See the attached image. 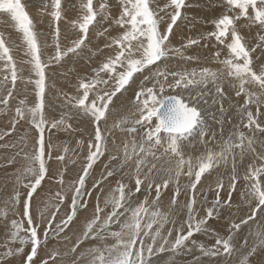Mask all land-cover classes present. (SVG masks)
Returning a JSON list of instances; mask_svg holds the SVG:
<instances>
[{
    "label": "snow or ice",
    "instance_id": "obj_1",
    "mask_svg": "<svg viewBox=\"0 0 264 264\" xmlns=\"http://www.w3.org/2000/svg\"><path fill=\"white\" fill-rule=\"evenodd\" d=\"M213 6L224 9L218 18L210 21L213 30L195 38L189 37L180 47H176L170 39L173 27L177 26L178 20L187 21L189 17L186 11L199 8V3L189 0H116L115 5H112L108 0H101L98 7H94V0H81V18L73 23L79 29V38L73 39L71 46L62 48L59 24L67 9L62 7V0H50V4H43L41 15L46 13L55 22V55L42 61V46L36 23L29 15L26 3L22 0H0V17L10 18L22 34L25 55L31 57L28 63L36 77L34 81H29L35 86L34 106L29 107L25 100H21L10 121L9 131L0 133V141H5V137L11 138V133L17 131L21 121L29 123L36 133L30 151H24L26 143L17 145L5 141L0 144L4 149L19 148L16 156H22L26 161L25 166L15 173L17 187L13 195L4 200L5 206L0 208V217L4 220L8 219L10 213L14 217L10 227L4 225L8 229V238L3 243L4 251L0 252V264H18L13 258L20 257L28 245L30 252L22 264H49V259L52 264H56L60 255L58 252H52L49 259L38 261V249L47 244L50 231L53 238L59 237L77 218V213L88 208L87 198L91 197L92 191L87 187V181L92 179V189L100 188L102 192L101 185L109 177L115 178L116 187L105 197L103 207L100 196H96L91 218L85 217L83 236L71 249L75 253L79 243L84 240L104 242L89 249V264H177V256L189 255L193 250H197L200 255L188 264H264V138H261L264 137V62L254 65L252 56L259 48L261 51L256 57L259 61L264 56V44L248 47L240 31L241 27L252 25L264 30V0H218ZM242 18L247 22L244 25L238 23ZM94 23L103 28L99 33L101 36L113 26L121 32L110 43H105V48L115 45L116 54L92 68L93 76L79 79V94L72 96L62 93L64 107L74 108L77 119L80 116L88 117L94 124V132L87 143L82 175L69 185L72 191L70 214L61 218L53 229V221L65 196L58 192L56 210L46 217L48 209L45 208L35 220L33 197L34 194L39 195L38 189L43 191L41 185L46 177L51 181L56 176L48 162L65 160V155L57 154L54 157L52 154L57 147L53 143L52 130L75 132L78 129L69 123L73 119L69 112H63L59 119L46 118L45 93L48 85L45 69L52 63L67 62L66 57H80L86 48L91 52L89 28ZM104 23L108 27H103ZM213 39L228 50V56L222 60L220 51L214 54L217 62L223 65L222 70L209 67L175 70L169 66V61L176 59L185 63L197 61L198 57L186 55V50L193 46L207 47L206 43L201 45V41ZM259 40L264 41V35H260ZM11 51L6 45L4 34L0 33V61L4 62L5 68L10 69L14 88L17 67ZM95 54L92 52V55ZM158 62H162L164 67ZM137 73L140 76L133 80ZM4 79L6 81L8 77ZM137 81L139 91L134 93V100H130L134 109L132 115L136 118L125 116L113 125L129 134L131 139L120 141L123 157L110 153L109 163L117 161L116 166L109 168L106 164V175L96 180L93 178V167L109 152V115L117 108L113 98L120 93L119 99L123 101L124 93L132 91L130 82L136 85ZM98 84L105 87L98 89ZM230 90H234L235 99L230 96ZM12 96L13 92L9 90L7 97ZM241 97L244 98L242 103L239 102ZM225 101H228V107H225ZM0 103L7 107L8 99L0 100ZM121 106H124L123 103ZM233 110L237 118L234 124L229 115ZM210 122L218 127L213 129ZM226 124L231 125L232 130L225 137ZM26 140L27 133L21 137L22 142ZM111 142L115 145L116 139L111 138ZM194 142L204 148V152L195 158L186 155V149L193 146ZM84 144L80 140L77 146L83 148ZM63 151L68 153L67 145ZM247 157H250V162L241 176L238 167L244 166ZM14 162L15 157L7 159L8 164ZM229 165L227 186L222 177L216 180L215 199L211 201V206L206 207V215L200 216L198 205L207 204L208 200L206 196L202 201L198 200L197 185L205 173L211 175L213 170L222 166L228 169ZM129 166V180L134 181V188L120 178L121 174L128 175L123 170ZM161 173L163 178L158 181L157 177ZM181 177L187 178L189 183L181 184ZM241 179L245 184L244 191L239 195L249 204L250 215L241 218L238 223L231 221L225 237L210 228L208 222L219 219L221 209H232V192L237 191V182ZM59 183L64 184L62 174ZM170 185L174 190L171 207L163 211L160 207L161 195ZM225 189L228 197L222 201L220 193ZM153 191L155 198L150 202L149 196ZM182 191L188 199L180 205L178 198ZM137 194H142L143 199ZM109 206L110 210L106 211ZM184 209L187 210L186 219L178 222L176 216ZM258 215L261 218L259 222ZM45 221L47 227L42 240L39 229ZM249 222L256 225L255 232L250 233L254 241L249 244L245 237L243 245L237 247L234 244L236 234ZM167 225L170 227L166 228ZM173 232L176 233L174 238ZM201 233L214 237V243L207 246L192 239ZM109 239L113 242L107 243ZM13 244H19V247L10 246ZM165 253L169 254L167 259L162 255Z\"/></svg>",
    "mask_w": 264,
    "mask_h": 264
},
{
    "label": "bare ground",
    "instance_id": "obj_2",
    "mask_svg": "<svg viewBox=\"0 0 264 264\" xmlns=\"http://www.w3.org/2000/svg\"><path fill=\"white\" fill-rule=\"evenodd\" d=\"M116 1V0H115ZM199 1V0H198ZM196 1V3L198 2ZM203 0H201L202 2ZM34 2V1H33ZM80 2L81 0H74V4H77L80 6ZM200 3V2H198ZM203 3V2H202ZM218 3V0H206L204 4H206L207 8L205 9V7H203L201 4V9L204 8L203 10V14H201L200 17H198L199 19H203L199 25H201L200 27H203V26H209L210 29L213 30V25L210 23L211 20H213L214 18H218L222 11H224V9L222 8H217V7H214L213 5L217 4ZM79 6H77L79 8ZM76 7V8H77ZM34 8V9H33ZM35 8H37V6H33L32 7V10H34V13H35ZM67 8V7H66ZM72 8V7H71ZM200 8V7H199ZM74 9V7H73ZM79 10H81L79 8ZM200 10V9H199ZM199 10H196L195 11H199ZM41 11V10H40ZM76 11V9H75ZM116 10H114L115 12ZM191 11V10H190ZM194 9L191 11L193 12ZM201 12V11H199ZM71 13V12H70ZM195 13V12H194ZM193 13V14H194ZM190 14V13H188ZM199 14V15H200ZM192 15V13H191ZM196 16V15H195ZM194 18V17H193ZM196 18V17H195ZM195 18H194V21H195ZM71 19V18H70ZM69 19V20H70ZM74 19V18H73ZM197 19V18H196ZM198 19V20H199ZM191 20V19H190ZM192 21V20H191ZM207 21V23H206ZM54 22V21H53ZM241 22V21H240ZM36 23V22H35ZM52 23V21H51ZM197 21L194 22L193 24L196 25ZM53 24V23H52ZM65 24V23H64ZM198 24V23H197ZM207 24V25H206ZM55 25V24H54ZM192 25V24H191ZM194 25V26H195ZM241 25H244V22L243 24ZM71 26V25H70ZM188 26V25H187ZM115 27V26H114ZM198 27V26H197ZM68 28V27H67ZM70 28V27H69ZM68 28V29H69ZM73 28V27H72ZM243 27H241L240 29H242ZM256 26L253 28L251 27H246V31H248V34L249 35H252V36H255L256 34V38H259L257 37L258 36V33L260 30H255ZM66 29V28H65ZM192 29V28H191ZM196 29V27H195ZM198 29H201V28H198ZM204 29V28H203ZM249 29V30H248ZM178 30V29H177ZM184 31V30H183ZM189 31V29H188ZM193 31V30H192ZM191 31V32H192ZM200 31V30H198ZM203 31V30H202ZM195 32V31H194ZM197 32V31H196ZM258 32V33H256ZM190 33V32H189ZM200 33V32H199ZM246 34V33H245ZM78 35V34H77ZM182 35V34H181ZM188 35V34H187ZM186 35V36H187ZM247 35V34H246ZM113 36V34H112ZM189 37V36H187ZM243 36V34H242ZM114 37V36H113ZM112 37V38H113ZM245 37V36H244ZM249 37V36H248ZM254 37V39H255ZM106 38V37H105ZM178 38V37H177ZM250 38V37H249ZM180 39V38H178ZM188 39V38H187ZM186 39V40H187ZM92 40V39H91ZM101 40V39H100ZM103 40V39H102ZM111 41V39H108V41ZM248 40V39H247ZM245 40V41H247ZM93 41V40H92ZM106 41H107V38H106ZM107 41V42H108ZM174 41V40H173ZM253 41V40H252ZM102 42V41H101ZM181 42V41H179ZM248 42V41H247ZM100 43V42H99ZM71 44V43H70ZM182 44V43H181ZM263 44V43H262ZM68 45V44H67ZM254 45H256V40L254 42ZM253 45V46H254ZM91 46V45H90ZM93 46V45H92ZM91 46V47H92ZM115 46V45H114ZM94 47V46H93ZM100 47V46H98ZM194 47V46H193ZM101 48V47H100ZM99 48V49H100ZM95 49V48H94ZM103 49V48H101ZM86 50V49H85ZM112 50V49H111ZM192 50V49H191ZM94 51V50H93ZM109 51V50H108ZM260 49L257 48L256 52L253 53V62L255 64H258V63H261V62H264V56H261L260 57V60L257 61L256 60V57L257 55L260 53ZM105 52V51H104ZM187 52V51H186ZM194 52V51H193ZM195 53V52H194ZM193 53V54H194ZM87 54V53H86ZM197 54V52H196ZM194 54V55H196ZM187 55H190L187 53ZM228 53H225L223 52L222 53V56L224 57H227ZM88 56V55H87ZM197 56V55H196ZM209 54H206V53H203L198 56V60L197 61H193L191 63H185L183 61L181 62H173L170 64L171 68L176 66L177 69H174L175 70H182L183 68H192V67H196V68H199L201 64H204L206 65V62H204V59L206 58V61H207V58H208ZM91 58V56H89ZM211 58V57H210ZM97 58L93 57V60L95 61ZM212 59V58H211ZM177 60V59H176ZM74 62L76 60H73ZM94 61H88L86 58H82L81 61H79V63L75 62V64L77 65L78 68H81L83 69L82 67H85L87 64L89 63H92ZM204 62V63H203ZM213 62V61H212ZM211 62V63H212ZM170 63V62H169ZM215 63V61H214ZM69 64V63H68ZM209 64V63H208ZM207 64V66H208ZM73 65V64H72ZM71 65V66H72ZM210 66H213L212 69L214 70H220L218 69L217 67H214L213 63L212 65ZM215 66H216V63H215ZM219 66V65H218ZM70 67V66H69ZM73 67V66H72ZM164 67V66H163ZM88 68V66H87ZM154 68V67H153ZM85 71V70H84ZM83 71V72H84ZM67 72V71H66ZM73 72V71H72ZM86 73V72H85ZM146 73V72H145ZM94 75V74H93ZM137 76H140V74H137L135 77L134 80H136V77ZM31 77V76H30ZM78 77V76H77ZM72 78V75L71 77ZM61 79V77H60ZM27 80V79H26ZM76 80V79H75ZM74 82V81H73ZM69 83V82H68ZM78 83V82H77ZM18 85V84H17ZM150 85V84H149ZM102 86V85H101ZM151 86V85H150ZM131 88H132V91H129V92H126L124 93V100L121 101L119 98L121 96V94H117V97H115L113 99V103L117 105V108L113 111L110 112V115H109V121H108V127L109 129L111 130V138H115L116 139V143L115 145H113V143L111 142V138H110V142H109V150L113 151L115 154L114 155H117L118 157L122 158L123 157V146L122 144L120 143V141H124V140H129L131 139V136L125 132H122L120 131V129L118 127H113V125H116L118 123V121L122 118V117H125L127 116L129 119H135L136 117L132 115V112L134 111V109L132 108V105L130 103V100H134V93L136 91H139V81H137L136 85H131ZM75 89V88H74ZM73 89V90H74ZM99 89V88H98ZM33 91V90H32ZM69 91H72L69 89ZM171 91V90H169ZM178 91V90H177ZM23 94V93H22ZM27 96V95H26ZM75 96V95H74ZM230 96H232L234 99V90H230ZM243 97L239 98V102L242 103L243 102ZM51 102V101H50ZM10 103H12V101H10ZM9 101H8V105L7 107L8 108H13V110H15V107H14V104H10ZM17 103V102H16ZM121 103H123V107L121 106ZM51 104V103H50ZM110 107V110L112 109V105L109 106ZM225 107H228V101H225ZM1 108V106H0ZM2 109V108H1ZM52 110V109H51ZM262 111H264V109H262ZM9 112V111H8ZM15 112V111H14ZM76 112V111H75ZM13 115L12 113L9 112V115L8 117H1L0 116V124H3V125H8L10 127V121L12 120L13 118ZM229 115L232 116V122L233 124L237 122V118L235 117L234 115V110L229 113ZM48 116V114H47ZM46 116V117H47ZM51 117V116H50ZM48 118V117H47ZM2 119H5L8 120V122H4ZM262 119H264V117H262ZM50 120V119H49ZM82 123H77L78 126L77 129H80V127H83L82 131H84V136L83 134L81 135L82 131H80V133L78 132H71V131H68V132H65V131H57L56 129H53L52 132L54 133L53 135V143L55 145H57V147H55L53 149V154L54 156H56L57 154L59 155H65V160L64 162H59V161H55V160H51L49 161L48 163L51 165V171L58 173V175L55 176V178L51 181L48 180V178L46 177L45 178V182H42V185H41V188L43 189V191H41L40 189H38V193L39 195H35V197L33 198V201L34 203H38L37 204V208L39 209V212L45 208H47V212H45V216L48 217L51 215L52 212H54L56 210L55 206L59 203V199L57 197V193H61L62 195L65 196V199H64V202L62 204H60V210L58 212V214L61 212V211H69L70 210V201H71V195H72V191L70 190V192L68 191L69 189V186H67V183L70 185L71 183V179L74 178V179H78V176L79 175H82V167L83 165L86 163V160L84 159V157L86 156L87 154V143L89 141V139L85 136L87 135L85 132H89L91 133L92 131L94 132V126H90L88 125L87 127V124H85V117L83 116L82 118ZM77 122V120H76ZM79 122V121H78ZM91 122V121H90ZM22 125L21 128L25 127L28 128V126L30 125L29 123L25 122V121H21L20 123ZM75 124V123H74ZM79 124H80V127H79ZM94 125V124H93ZM213 125L212 122H210V126ZM19 126V125H18ZM75 126V125H74ZM218 126H214L213 129L217 128ZM20 128V127H19ZM18 129V128H17ZM23 129V130H24ZM29 129V128H28ZM32 129V127H31ZM30 129V130H31ZM232 130V127L231 125H228L226 124L225 125V137L228 135V133ZM243 131H245L246 133L248 132L247 129H242ZM21 131V130H20ZM27 132V130H25ZM24 131V132H25ZM19 132V131H18ZM18 132H17V136H18ZM33 132V130L31 131ZM16 134V132H13ZM12 133V134H13ZM21 133V132H19ZM32 135V134H30ZM34 135V134H33ZM36 135V133H35ZM34 135V136H35ZM92 135V133L90 134ZM258 136H260V134H257ZM91 138V137H89ZM261 138H264V137H261ZM7 139V138H5ZM29 139V138H28ZM220 137L217 136V140H219ZM80 140H83L85 142L84 144V147L83 148H79L77 145H78V142ZM9 141V139H8ZM21 142V141H20ZM5 143V141L1 142L0 144H3ZM27 143V142H25ZM65 145H67L69 151L67 154L64 153L63 149L65 147ZM212 147H214L212 145ZM28 148V146H27ZM27 150V149H26ZM24 149V151H26ZM258 151H260V149L258 148L257 149ZM12 151V152H11ZM202 152H204V148L201 147L199 144H196L194 142V145L193 146H190L186 149V155H191L193 158L199 156ZM0 202H2L1 204H3L4 200H7V199H10L9 198V193L11 192H14V189L17 187L16 184H9V186L7 188H5V183L4 182L5 180L4 179H7V178H10V177H13L15 178V170L14 169L16 168L14 165H16L15 163L14 164H8L7 163V159L9 158H12V157H15V153H16V149H4V148H0ZM109 153V152H108ZM108 156V155H107ZM107 156H103L101 157V161L100 162H97L96 165H94L93 167V178L96 179V180H100L102 176L106 175V171L107 169L105 168V165L107 162H109V158ZM20 156H16L15 157V162L16 160H20L19 159ZM24 160V159H22ZM22 160L19 164L22 163ZM19 162V161H18ZM250 162V157H247L246 160H245V164L244 166H241V167H238V172L239 174L242 176L243 173H244V170H245V167L247 165V163ZM259 163V162H257ZM25 164V163H23ZM117 164V161H111V163H108L109 165V168L111 167H114L116 166ZM15 168H14V167ZM18 166V164H17ZM23 166V165H22ZM19 167V166H18ZM19 168H22L21 166ZM17 168V169H19ZM124 173H128V175H123L121 174L120 178L124 180L125 183H129V186L130 187H133L134 188V181H130L129 180V175L131 174V171H130V166L129 167H125V169L123 170ZM63 175V178H64V184L61 185L59 183V180H60V175ZM68 174H72V177L69 178ZM230 174V165H229V168L228 169H225L223 166L218 169V170H213V172L211 173V175L209 173H206L203 177V179L201 178V183L199 185H197V198L198 200L202 201L203 198L206 196L207 197V200H208V203L207 204H202V205H198L199 207V213H200V216H204L206 215V207L208 206H211V201H213L215 199V190L214 188L211 189L209 187H211V182L215 179L214 177L217 176L218 178L220 177H224L223 180H228V175ZM163 178V173H161L158 177H157V180L160 181L162 180ZM9 180V179H8ZM3 183H2V182ZM75 181V180H74ZM15 182V181H14ZM50 182V183H49ZM205 182V183H204ZM216 182V181H215ZM12 183V182H11ZM186 183H189V181L187 180V178L185 177H181V184H186ZM203 183L204 184H207V189L204 191V188H203ZM211 183V184H210ZM214 183V181H213ZM1 184H4V189L1 187ZM48 184V185H47ZM72 184V183H71ZM215 184V183H214ZM245 184V182L241 179V180H238L237 182V191H234L232 192V204H233V207L231 210L227 209V208H224V209H221V216L219 219L217 220H209L208 224H209V227L210 228H213L215 229L216 231H218L220 233V235L222 236H227L228 235V225L231 221H235V222H239V220L241 218H246L248 215H250V206L249 204L246 202V199L245 200H242L240 198V195L239 193L240 192H243L244 191V187L243 185ZM213 185V184H212ZM45 186V187H44ZM87 187L89 188V190L92 191V195L91 197H88L87 198V201H88V208L87 209H81L78 213H77V218L73 221V223L75 224H79L80 226L79 227H85V217H88V218H91L92 216V212H93V209L95 207V204H96V196L99 195L100 196V204L101 206L103 207V201L105 199V197L107 196V194L116 187V184H115V178L113 177H109L107 178V180L104 181V183L101 185V188H103V191L101 192L100 188H97V189H92V179H89L87 181ZM215 187V186H214ZM2 188V189H1ZM45 188H49V189H54V191L56 193H53V194H48L47 193V190ZM9 190V192H8ZM23 191V190H22ZM173 186L170 185L169 188L167 190H165L162 195H161V200H160V207L163 211H168L171 207V197L173 195ZM214 191V192H213ZM49 192V191H48ZM52 192V191H51ZM142 193H143V188H142ZM138 196H140V199L142 200L143 199V195L142 194H137ZM220 196H221V200H226L227 197H228V192L227 190L225 189L224 191H221L220 193ZM155 198V192L153 191L150 196H149V201L151 202L152 199ZM187 197H185V195L183 194V191L181 193V196L178 198V202L180 205H183L184 203L187 202ZM255 204V201H253V205ZM2 206V205H0ZM5 206V205H3ZM35 206V205H34ZM3 208V207H2ZM107 210H110V206ZM58 214L56 215V219L57 220V216ZM186 214H187V210L184 209L182 211H180V213L176 216V219L178 222L180 221H183L184 219H186ZM33 215H36V217L38 216V214H36L34 211H33ZM10 216H11V213H10ZM63 216V215H62ZM13 217V216H12ZM35 217V218H36ZM14 218V217H13ZM34 218V219H35ZM59 219V217H58ZM260 217L259 215L257 216V222L260 221ZM0 221H3V218L0 219ZM60 221V220H59ZM46 222V221H45ZM54 222V221H53ZM56 223V222H55ZM73 223L72 225H69L67 229H65V232L63 233H60L59 237L57 238H53L52 237V234H51V231H50V235H49V239H48V243H52L51 241L52 240H57L59 241L58 244H55L54 246L51 244V249H48L47 247L49 246H44V244L42 245L41 249H38V257L41 259H49L50 255L52 252H58L60 255L57 257L56 259V264H89V261L91 260V256L88 255V251L90 248L92 247H95V246H99L101 243H104V242H98V241H95V240H84L82 243H79V246L76 248V252L73 253L71 251V249L77 245L78 241L82 238L81 236V233L78 231L79 230V227H78V230H71L72 227H73ZM1 224V223H0ZM7 224L9 225L10 227V223H9V220H5V222L2 224V226L0 227V232H3L4 233L2 234V236L0 237V252L4 251L3 249V243L4 241L8 238V229H6L4 227V225ZM47 225V223H46ZM44 224L41 225L40 227V231L41 230H44L47 226ZM45 227V228H44ZM167 227H170V225H167ZM113 230H118V229H113ZM256 230V225L255 224H252L251 222H249V225L248 226H243L242 229L240 230L239 233L236 234V239L234 240V244L237 246V247H240L243 245V241H244V238L247 237L248 239V242L249 244H252L253 241H254V236L253 235H250V233H254ZM40 233V236H41V239L43 240V232L41 231ZM76 231V233H74ZM185 231H187V229H185ZM81 235V236H80ZM176 233L173 232V238L175 237ZM205 236V237H204ZM192 239H195L197 240L198 242H202L204 243L205 245L207 246H210L214 243V237H211V236H206V235H203V233L201 234H196L195 236L192 237ZM55 243H57L56 241H54ZM113 241L111 239H109L107 241V243H112ZM70 245V246H69ZM12 247H17L15 244L13 245H10ZM27 248H30L29 246H27ZM83 253V256H81V254ZM25 255V254H24ZM71 256L73 257V259H69L68 258H65L63 256ZM165 259H167V256L169 255L168 253H165V254H162ZM200 255V253L197 251V250H193V252L189 255H179L177 256V264H188V262L192 261L193 258L195 256H198ZM26 256H22V257H16V258H13L15 259L18 264H22V261L23 259L25 258ZM67 257V256H66ZM80 259V261H77V259ZM155 259V257H154ZM72 260V261H71ZM49 264H52V261L49 259Z\"/></svg>",
    "mask_w": 264,
    "mask_h": 264
},
{
    "label": "rangeland",
    "instance_id": "obj_3",
    "mask_svg": "<svg viewBox=\"0 0 264 264\" xmlns=\"http://www.w3.org/2000/svg\"><path fill=\"white\" fill-rule=\"evenodd\" d=\"M196 1H198V0H189V2H194V3H196ZM205 1L206 0H203L202 1L203 3H202L201 0H199L198 2H200L199 4H201L206 9L207 6H206V4H204ZM22 2L26 3L27 11L29 12V15L33 18V21L36 22V31L39 34L38 35V39H39V42H40V44L42 46L41 59H42V61H47L50 57H53L55 55L54 29H55V26L56 25H54L55 22L52 21V18L50 17V15H48L46 13L44 15H41V11L40 10H41V8H42V6H43L44 3L50 4V0H22ZM100 2H101V0H94V7H98V5H99ZM108 2H109V4H112V5H115V3H116L115 0H108ZM35 5L37 6V8H35L36 10H35V13H34V10H32V7L35 6ZM201 5H200V8H197L196 9V10H199L200 9L199 11H201V12H199V11L196 12L195 9H194L193 12H191L192 10L191 11L190 10L186 11V15L189 17V19L187 21L178 20L177 21V26H174L173 27V35L170 37V39L172 40L174 46L180 47L181 46V43L186 42V39L187 38H189V37L195 38L198 35H200L201 33H207L209 31H212V29H210L209 26H207V27L206 26L200 27L201 25H199V23L203 20V19H199L198 18V17L201 16V14H203V10H204V8L201 9L202 8ZM77 6H79V5L74 4V0H62V7H65V8L67 7L66 8L67 10L63 14V18H62V20H61V22L59 24V27L61 29V33H60V43H61V47L62 48L71 46V44H70L71 41L73 39L79 38V35H80L79 29L73 26V23L75 21H78L81 18V15H82V11L79 10L80 6H79V8ZM73 7H74V9H73ZM75 9H76V11H75ZM114 10H116L115 7L113 8V11ZM50 11H51V8L49 7L48 8V12H50ZM221 11H223V10H221ZM188 13H190V14H188ZM191 13H192V15H191ZM193 17L194 18L196 17L197 19L195 18V21H194ZM97 19L99 20L100 17L98 16ZM165 19L167 20V17ZM51 21H52L53 24L51 23ZM196 21H197L198 24L197 23H196V25L193 24ZM243 22H244V24L247 23L246 21L243 20V18H242L241 22H238V23L241 25V24H243ZM206 23H207V21H206ZM67 27L68 28L70 27V28L68 29ZM103 27H108V24L107 23H104V26ZM195 27H196V29H195ZM249 27H251V28L254 29L255 25H252V26H249ZM198 28H201V29H198ZM257 28H258V26H256L255 30H257ZM188 29H189V31H188ZM245 29L246 28L243 27L242 29H240V31H241V35L243 34V37L245 36L244 39L245 40L248 39L247 40L248 42L245 41V43H246V45L248 47H250V48L251 47H255L258 43H260V44L263 43L264 44V41H260L259 38H256L255 37L256 34H255V36L249 35L248 34V31H246ZM198 30H200V31H198ZM102 31H103V28L102 27H98L95 23L90 26V28H89V37L93 40V41L91 40V44L90 45L91 46L92 45L94 46V47L93 46L91 47L89 45V48H91V50H92L91 52L86 48V50L84 49V51L82 52V54H81L80 57H78V58H72V59H69V58L66 57L65 60L67 62L61 61L60 63H52V64H49L48 67L45 69L46 84L48 85V87L46 88V93H45L46 105H47L46 106V109H45V115L47 116V114H48V116H47L48 119H50V120L51 119H59L60 116H61V114L63 112H69L72 115V117H73V119L69 121V123H72L73 124V128H76L77 129V127H76V126H78L77 123H80V122L82 123L83 116H80L77 119V113L75 112L76 110L74 108H66V107H64V98H63L62 93H67V94L72 95V96L78 95L79 93L77 92V86H78V83H79V79L81 77H84V76H89V77L93 76V73L91 71L92 68L98 67L101 63L106 62V60H107L108 57L114 56L116 54V51H117L116 46L113 45L112 48H105L106 38H107V41H108V39H112L113 36L115 37V36L119 35L120 32H121V30L118 27H114L113 26L112 28H109V32L108 33H106L105 35L101 36V35H99V33L102 32ZM0 33H3L4 34L6 45L12 50L11 51V55L13 56V60L16 62V67H17V80H16V83H15V87L13 88V85H12V82H11V71H10V69L4 67V62L3 61H0V100H3L5 98H7L8 101H9V103H10V101H12V103L14 104L15 109H16V107L20 106V101L21 100H25L27 102V105L29 107L34 106V103H35V100H36V97H35V86H34L33 83H29V81L30 80L31 81H34L36 79V77H35V73L32 71L31 64L28 63V61L31 59V57L25 55L26 46H25V44L23 42L22 34L19 33V31L14 27L13 22L10 21V18H8L6 16L0 17ZM256 33H258V32H256ZM112 34H113V36H112ZM186 35L189 36V37H187ZM260 35H264V30H260L257 37H259ZM185 36L187 38H185ZM177 37L180 38V39H178ZM254 37H255V39H254ZM255 40H256V45H254ZM179 41H181V42H179ZM108 42L110 43L111 41L109 40ZM85 43L88 44V41H86ZM205 43L207 44V47L194 46V47L191 48L192 50L191 49L186 50L187 52H185V54L187 55V53H188L190 55H194L197 52V54H196L197 57L200 55V53L201 54H203V53L209 54V56L207 58V61H206V58L204 59V62H206V65L203 62L204 64H201L200 67H209V68L212 67L213 68V66H210L213 63L214 67H217L218 69L222 70L223 69V65L217 62L214 54H215V52L220 51V54H221L220 55V59L222 60V59H225L226 58V57L222 56V53L223 52L228 53V50L223 45H219L218 43H216L214 39L211 40V41H203V40L201 41V45H204ZM98 46H100L103 49H101ZM97 48L98 49L100 48L99 51H97ZM92 52H95L96 54L95 55H92ZM89 56H91V58ZM252 56H253V53H252ZM93 57H95L97 59L94 61L93 60ZM82 58H86L88 61H94V62L87 64L85 67H82L83 69L78 68L77 65L75 64V62L79 63V61H81ZM73 60H76V61L74 62ZM214 61L216 63V66H215ZM169 62H170L169 63V66H170V64L173 63V62L178 63V62H181V61L177 59V60H172V61H169ZM158 63L161 64V67L164 66V64L162 62H158ZM207 64H208V66H207ZM254 65H255V63H254ZM87 66H88V68H87ZM150 67H155V66H150ZM174 67H175V69H177L176 66H174ZM174 67H172V68L174 69ZM145 72L147 73V69L145 70ZM137 74H139V73H137ZM137 74H135V76ZM71 75H72V78H70ZM101 75H102V77L104 79H107L106 76H104L103 74H101ZM5 76L8 77V79L6 81L4 79ZM60 77H61V79H60ZM134 79H135V77H133V80ZM150 85L148 84L147 86H150ZM104 87H105L104 85H102V86L100 84L97 85V88H99V89H102ZM130 87H131V82H130ZM69 89L72 90V91H69ZM9 90H12V92H13V96L11 98H8L7 97V92ZM90 99H91V95H90ZM12 103H10V104H12ZM0 106L2 108V109L0 108V116L2 118L3 117H8L9 112L12 113V114H14L13 117L15 116V112H14L15 110H13V108L5 107L2 103H0ZM2 120L4 122H8V120H6V121H5V119H2ZM76 120H77V122H76ZM90 121L91 120L88 117H85V122H86L85 124L89 123V124H87V127H88V125L94 126L93 123L90 122ZM20 123L18 124L19 126L17 125V128L18 129L16 131V134L15 133H13V134L11 133V138L5 137V138H7V139H5V141L7 143H9V144H17V145H20L22 143L27 142L26 144H27L28 148L25 147L24 149L25 150L27 149L26 151H30L31 145L33 143V139L32 138L34 137L35 132L34 131L31 132L33 130V129H31V125L28 126L29 129L26 128V127L24 129V127L21 128L22 125ZM211 126L214 127L215 125L213 124ZM79 127H80V124H79ZM9 128L10 127L8 125L0 124V133H4L6 131H9ZM82 129H83V127H80V129H78L76 132L77 133L78 132L80 133V131H82ZM25 130H27V132ZM18 131L21 132V133H19ZM84 131H82V133H81V135L83 134V136H84ZM17 132H18V136H17ZM89 132L88 131L85 132L87 134L85 136L88 139H90L89 137L92 136L90 134L91 133L93 134V131L91 133H89ZM25 133H27V140L22 142L21 141V137H24L25 136ZM30 134H32V135H30ZM8 139H9V141H8ZM1 142H3V141H0V143ZM210 146H212V145H210ZM0 148L2 149V147H0ZM9 150H11V148H9ZM18 150H19V148L16 149V151H18ZM110 153L113 154V155L115 154L112 150L111 151L109 150V153L106 152L105 155H104V157L108 155L107 157L109 158V154ZM52 154H53V152H52ZM0 155H1V153H0ZM53 156H54V154H53ZM15 157H16V153H15ZM21 157L22 156H20V158ZM22 159L23 158H21L20 160L17 159L16 162H14L16 164V165H14L16 168L13 166L15 168L14 171L17 170V168H19L20 166L22 168L25 166L26 161L25 160H22ZM21 160H22V163L19 164L21 162ZM100 161H101V159L98 162H100ZM23 163H25V164H23ZM108 163L109 162H107L106 164H108ZM17 164H18L19 167L17 166ZM15 173H16V171H15ZM53 173H56V171L53 172ZM56 175H58V173H56ZM68 176H69V178H71L72 177V174H68ZM214 178L215 179L213 181L215 183V181L218 180V179H220L221 177L218 178L217 176H215ZM0 179H2V178H0ZM202 179H203V177H202ZM4 180H5L4 182H6L5 183V188H7L9 186V184H16L14 182L15 181L14 176L13 177H10V178H7V179H4ZM71 180H72L71 181L72 184H73L74 180L76 181V179H74V178H72ZM213 181L211 182L213 185L210 183L211 184V187H209V188H211V189H213V188L215 189V187H214L215 184L213 183ZM71 183H70V185H72ZM204 183H203L202 186H203L204 191H205L207 189L206 188L207 187V184H204ZM224 183H225V186H227L228 180L225 179L224 180ZM67 186H69L68 183H67ZM1 187L4 189V184H1ZM45 189L46 190L48 189L47 190V193L48 194L56 193L54 191V189H49V188H45ZM68 191L70 192V189H68ZM8 192H9V190H8ZM13 193L14 192L9 193V194H11V195H9V198H10V196L13 195ZM35 195L36 194H34V197H35ZM1 203L2 202H0V205H2V206H0V208L4 207L3 206L4 203L3 204H1ZM37 204L34 203V205H35L34 206V209H35L34 212L39 215V209L37 208ZM20 211L22 212V207H21ZM57 214H58V212L56 213V215ZM67 214H70V210L68 212L66 210L65 211L63 210V211H61L58 214L57 220H54V222H53V229L55 228L56 223H58L61 218H66V215ZM33 216H34V218L36 217V215H33ZM58 217H59V219H58ZM1 218L2 217H0V219ZM12 218H13L12 215L10 216V214H9V217H8L9 223H10V221H11ZM4 222H5V220H4ZM4 222L3 221H0V223H1L0 224V227L2 226V224ZM45 225H46V222H45ZM70 225H72V224H70ZM79 226H80L79 224L73 223V227H72L71 230H76V229L78 230V227ZM25 227H27V224H25ZM44 230H41V231L44 232ZM84 230H85V227H79V230L78 231L81 233L82 236H83ZM1 233L3 234L4 231L3 232H0V237L2 236ZM74 233H76V231ZM54 241H56L57 243H55ZM59 241L52 240L51 241L52 243L44 244V246L47 247L49 245L47 248L48 249H51V244L54 246L55 244H58ZM15 245L17 247H19V244H15ZM28 246L30 247V245H28ZM29 252H30V248H27V246H25L24 253L20 257L26 256ZM66 256H63V257L68 258V260L71 259V258L73 259V257H71L72 255L71 256L66 255ZM36 259L38 261L40 260V258L38 256H37ZM77 261H80V259L78 258Z\"/></svg>",
    "mask_w": 264,
    "mask_h": 264
}]
</instances>
